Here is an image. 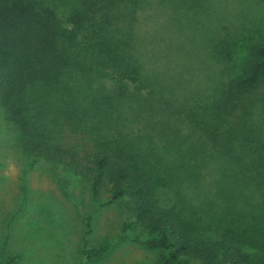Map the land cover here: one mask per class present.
Returning a JSON list of instances; mask_svg holds the SVG:
<instances>
[{
	"label": "rangeland",
	"instance_id": "rangeland-1",
	"mask_svg": "<svg viewBox=\"0 0 264 264\" xmlns=\"http://www.w3.org/2000/svg\"><path fill=\"white\" fill-rule=\"evenodd\" d=\"M45 1L60 15L78 2ZM108 14V32L126 47L136 81L123 82L128 94L118 97L110 70L79 35L76 65L65 82L70 106L88 114L75 117V133L66 128L63 141L85 143L94 136L122 149L152 171L160 202L205 236L240 225L243 195H236L244 190L246 166L227 155L228 147L240 154L235 142L213 141L200 127L205 107L264 32V0H145L136 7L119 3ZM249 99L257 102L248 112L247 142L264 144V83ZM3 115L0 106V264L8 256H16L13 264H159L156 252L123 232L116 206L94 201L70 171L42 164L27 169L31 161ZM85 241L112 243L104 255L87 260Z\"/></svg>",
	"mask_w": 264,
	"mask_h": 264
},
{
	"label": "trees",
	"instance_id": "trees-1",
	"mask_svg": "<svg viewBox=\"0 0 264 264\" xmlns=\"http://www.w3.org/2000/svg\"><path fill=\"white\" fill-rule=\"evenodd\" d=\"M142 1L78 0L60 15L45 0H0V106L21 152L31 161L26 168L42 164L50 171H70L85 183L94 201L116 206L123 232L131 233L141 248L156 252L159 264H264V144H249L246 128L248 112L257 102L249 95L264 83V32L205 107L200 127L213 141L221 138L226 146L235 142L239 148L233 150L240 152L237 157L230 147L226 152L246 166L244 190L236 195H243L241 227L228 225L218 236H205L175 207L160 202L152 171L122 149L114 150L94 136L85 143L63 141V130L75 133V117L88 114L70 106L65 82L76 65L77 37L81 35L84 48L110 70L117 96L124 97V83L135 82L138 71L123 43L108 32L113 17L108 13L119 3L136 7ZM111 243L89 246L85 241L82 253L87 260L97 259ZM15 259L5 257L1 264Z\"/></svg>",
	"mask_w": 264,
	"mask_h": 264
}]
</instances>
